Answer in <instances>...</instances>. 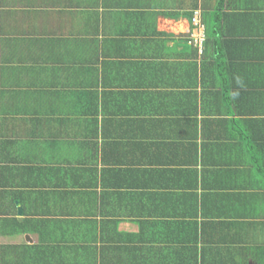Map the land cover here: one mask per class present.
I'll return each instance as SVG.
<instances>
[{
  "label": "crops",
  "instance_id": "0c3cea01",
  "mask_svg": "<svg viewBox=\"0 0 264 264\" xmlns=\"http://www.w3.org/2000/svg\"><path fill=\"white\" fill-rule=\"evenodd\" d=\"M0 264H264V0H0Z\"/></svg>",
  "mask_w": 264,
  "mask_h": 264
},
{
  "label": "built area",
  "instance_id": "2783aa9c",
  "mask_svg": "<svg viewBox=\"0 0 264 264\" xmlns=\"http://www.w3.org/2000/svg\"><path fill=\"white\" fill-rule=\"evenodd\" d=\"M192 22L195 24V25H198V20H197V13L194 14L193 18H192ZM190 41L189 42H193L194 44H197V45H201L203 39H204V36H203V32L202 31H199L195 34H192L190 35Z\"/></svg>",
  "mask_w": 264,
  "mask_h": 264
},
{
  "label": "trees",
  "instance_id": "16d2710c",
  "mask_svg": "<svg viewBox=\"0 0 264 264\" xmlns=\"http://www.w3.org/2000/svg\"><path fill=\"white\" fill-rule=\"evenodd\" d=\"M195 13H198V11H194V12H193V14H192V16H191V20H192V18H193V16H194V14H195ZM203 36H204V33H203ZM204 39H205V37H204ZM204 39H203V41H204ZM189 41H190V39H188V42H189ZM203 41H202V43H201V45H200V46H199V45H197V44H194L193 42H189V43H190V44H194V45H195V46H197V47H198V46H199V47H201V46H202V44H203Z\"/></svg>",
  "mask_w": 264,
  "mask_h": 264
},
{
  "label": "water",
  "instance_id": "95a60500",
  "mask_svg": "<svg viewBox=\"0 0 264 264\" xmlns=\"http://www.w3.org/2000/svg\"><path fill=\"white\" fill-rule=\"evenodd\" d=\"M18 214H19V215L21 214V210H20V208H18Z\"/></svg>",
  "mask_w": 264,
  "mask_h": 264
}]
</instances>
